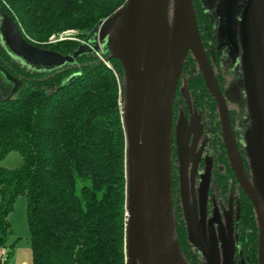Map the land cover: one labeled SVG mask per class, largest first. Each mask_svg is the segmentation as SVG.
Instances as JSON below:
<instances>
[{
	"label": "trees",
	"instance_id": "trees-1",
	"mask_svg": "<svg viewBox=\"0 0 264 264\" xmlns=\"http://www.w3.org/2000/svg\"><path fill=\"white\" fill-rule=\"evenodd\" d=\"M127 1L0 0V10L12 18L29 43L71 57L81 43L50 44L49 37L78 29L87 40ZM195 10L206 52L225 95L220 38L201 0H195ZM23 64L0 43V65L16 79L26 78L17 96L0 100V161L12 152H19L24 161L16 170L0 166V248L8 249L0 264L11 263L19 243V239L10 243V215L20 197L27 201L32 264H128V144L121 62L112 60L111 68L93 53L85 52L74 63L52 71H37ZM72 65L83 66L72 69ZM189 100L202 123L205 153L212 154L209 160L203 157L202 167L212 163V182L226 202L232 192L239 194L235 199L239 200L236 260L244 254L247 264H259L257 215L231 168L217 103L191 53L176 97V118L180 110L186 119L191 117ZM230 115L235 129L238 112L230 110ZM238 143L250 175L248 153ZM174 156L180 247L188 264H206L191 243L184 214L178 209L181 194L176 149Z\"/></svg>",
	"mask_w": 264,
	"mask_h": 264
},
{
	"label": "water",
	"instance_id": "water-1",
	"mask_svg": "<svg viewBox=\"0 0 264 264\" xmlns=\"http://www.w3.org/2000/svg\"><path fill=\"white\" fill-rule=\"evenodd\" d=\"M115 16L118 22L112 33V52L106 62L118 60L124 69L128 264H188L177 231L174 153L175 102L190 53L217 103L231 168L239 187L255 209L259 228V264H264V0H252L251 21H248L251 30L246 28L243 36L242 67L252 126L250 175L245 168L228 102L200 34L195 0H128ZM3 19L6 50L37 71L61 68L74 63L81 53L98 50L100 30L108 21L89 34L88 44L81 45L74 56L65 57L29 43L11 17L5 14ZM100 63L104 62L100 60ZM4 64L12 70L7 62ZM82 66L72 65L70 68ZM0 73L15 84L13 92L2 100L11 99L26 78H14L1 65ZM189 107L193 116L190 100ZM192 122L195 126L193 118ZM186 124V121L182 123L178 146L181 204L189 239L206 264H236L234 228L228 240L222 238L220 245L212 222L208 225L212 163L207 164L198 194L196 181L204 149L194 153L190 170Z\"/></svg>",
	"mask_w": 264,
	"mask_h": 264
},
{
	"label": "rangeland",
	"instance_id": "rangeland-1",
	"mask_svg": "<svg viewBox=\"0 0 264 264\" xmlns=\"http://www.w3.org/2000/svg\"><path fill=\"white\" fill-rule=\"evenodd\" d=\"M205 8L206 13L211 17L214 26L216 28L217 34L220 38L219 46L222 51V61H221V73L226 77V88H225V97L228 102L230 110L238 112L237 121L235 125V130L238 136L240 145L248 153L252 146V126L249 118L248 104H247V95L244 86V74H243V28L242 25L248 20L251 21V5L247 7V3H244V0H240L237 4L235 2L234 11V27H233V37L236 35V45L234 46L237 52L230 47L229 42L231 41L232 33H227L229 30H223L221 26L222 18V9L220 0H201ZM252 4V0H251ZM5 13L0 10V43L5 47L2 29L4 26ZM117 16L109 19L100 30V44L102 45V51L104 54H109L112 52V33L117 24ZM231 30V29H230ZM53 35V34H52ZM51 35V36H52ZM50 36V37H51ZM49 37V39H50ZM49 39L47 42H49ZM16 58V57H14ZM19 62H22L16 58ZM23 63V62H22ZM24 65V64H23ZM26 66V65H25ZM31 68V67H30ZM112 68V67H111ZM14 83L8 80L5 76L0 73V100L5 99L10 93L14 90ZM23 84L17 90V93L14 96H17L19 91L22 89ZM183 92L185 87L182 88ZM187 98L189 95L186 93ZM121 108L123 104L121 103ZM125 106V100H124ZM185 113L181 112L177 116L178 123V133H177V143L181 135V125L186 121V141L188 144V165L191 170L192 161L194 153H199L204 147L203 144H206V138L203 137V127L199 115L194 112L193 116L188 120ZM192 118L195 122L193 125ZM209 136V135H208ZM179 149L176 148V154L178 159ZM212 154L209 151H206L205 158L211 159ZM180 161V160H179ZM23 157L19 152L10 153L4 160L0 161V166L5 167L9 170L19 169L23 165ZM179 167V162L176 163V166ZM251 170V169H250ZM200 178L196 181L197 186L200 187L203 184V177L205 175L206 167L200 166ZM211 194L214 195V198L218 206L223 210L227 215L234 216V219L237 218L236 214L239 212V200H235L239 197V194L232 192L230 194L229 202H226L220 194L216 191L215 185L212 182ZM181 201V199H180ZM1 202V198H0ZM182 209V204H178V209ZM183 213V209H182ZM10 221L12 223L13 234L10 239V243L15 242L19 239V243L15 252V259L13 262L19 264L20 261L25 260L28 263H32V250L30 245V231L28 226L27 218V201L25 197H20L15 205L13 213L10 215ZM7 248H0V259L3 254L7 253ZM244 254H241L240 258H243ZM17 261V262H16Z\"/></svg>",
	"mask_w": 264,
	"mask_h": 264
},
{
	"label": "flooded vegetation",
	"instance_id": "flooded-vegetation-1",
	"mask_svg": "<svg viewBox=\"0 0 264 264\" xmlns=\"http://www.w3.org/2000/svg\"><path fill=\"white\" fill-rule=\"evenodd\" d=\"M220 1H221V9H222L221 26H222L223 30H229V32L227 31V33H225V34H228V33L231 34L232 33L231 41L229 42V44L231 45L230 47L236 53L237 50L234 47L236 45V39H235L236 35H235V37H233V33H234L233 32V27H234V23H235L234 22L235 12H233V11H234V7H235V2L237 4L240 0H220ZM245 2L247 3L246 4L247 7L248 6L250 7L251 0H244V3ZM248 27H249L248 22L244 23L242 25V27H241V28H243L242 29L243 30L242 41H243V38H244L243 36H245L244 34L246 33L245 29L248 28ZM246 30L250 31L251 27H249ZM181 112L182 111L180 110L179 115L181 114ZM175 120H176V148H177V146H178L177 133H178V127L179 126H178V123H177L176 116H175ZM181 129H182V125H181ZM203 146L205 147L204 144H203ZM204 147H203V149H204ZM178 149H179V146H178ZM179 156L180 155L178 153V160H180ZM203 157H205V150L203 152ZM203 157H202V159H203ZM174 161H175V156H174ZM201 163H202V160L200 162L199 169H200ZM199 178H200V171L198 173L197 180ZM196 186H197V183H196ZM201 186L200 187L197 186L198 194H199ZM211 187H212V184H211ZM236 216H237V219H238L239 212H238V214H236ZM211 222L213 224V228H214V230L216 232V235L218 236V239L220 241V245H222V238H225L226 240H228L229 234L233 231V228H234V235H235V219H234V216L232 217L230 214L227 215V213H224L223 210H221V208L218 206V204H217V202H216V200L214 198V195L211 194V190H210L209 201H208V225ZM236 264H247L245 262V257L243 256V258H239L238 260H236Z\"/></svg>",
	"mask_w": 264,
	"mask_h": 264
},
{
	"label": "built area",
	"instance_id": "built-area-1",
	"mask_svg": "<svg viewBox=\"0 0 264 264\" xmlns=\"http://www.w3.org/2000/svg\"><path fill=\"white\" fill-rule=\"evenodd\" d=\"M63 41H77L81 43L82 45H87V40L82 37V32L78 29H68L62 32L54 33L50 39V44H56ZM92 53L101 61H103L105 64H107L109 67H111L110 62H106V54L102 51V45L100 44V48L98 50L92 51Z\"/></svg>",
	"mask_w": 264,
	"mask_h": 264
},
{
	"label": "crops",
	"instance_id": "crops-1",
	"mask_svg": "<svg viewBox=\"0 0 264 264\" xmlns=\"http://www.w3.org/2000/svg\"><path fill=\"white\" fill-rule=\"evenodd\" d=\"M15 257L16 256H14V258L12 259V261H11V263L10 264H17V263H15V262H13L14 261V259H15ZM33 261V260H32ZM17 262V261H16ZM33 263V262H32ZM31 262L30 263H28L27 261H25V260H22V261H20L19 262V264H32Z\"/></svg>",
	"mask_w": 264,
	"mask_h": 264
}]
</instances>
